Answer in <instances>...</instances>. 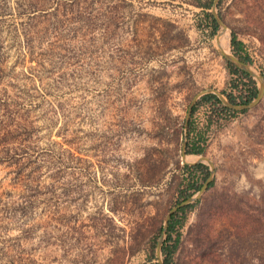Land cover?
I'll list each match as a JSON object with an SVG mask.
<instances>
[{
  "label": "rangeland",
  "instance_id": "374dc122",
  "mask_svg": "<svg viewBox=\"0 0 264 264\" xmlns=\"http://www.w3.org/2000/svg\"><path fill=\"white\" fill-rule=\"evenodd\" d=\"M214 1L0 0V264H159L188 180L169 264H264V95L217 96L223 50L264 81V0Z\"/></svg>",
  "mask_w": 264,
  "mask_h": 264
},
{
  "label": "trees",
  "instance_id": "16d2710c",
  "mask_svg": "<svg viewBox=\"0 0 264 264\" xmlns=\"http://www.w3.org/2000/svg\"><path fill=\"white\" fill-rule=\"evenodd\" d=\"M205 19L208 21L207 23L209 24L208 26L211 29V34L214 35L217 32V30H218V24L213 19L211 14L205 13ZM231 44H232L233 47L235 46L237 51H239L241 49V47H242L241 43H236L235 42L234 37L231 39ZM239 59L241 61H243L244 63L247 62V59H245V58H239ZM225 62L227 64V67L229 68V70L233 74H240V75H242V77H245L248 80V82H249V85H246L247 88L244 89L245 92H246V95H245L244 99H243V96L239 95L240 101L237 102L236 101V97H234L232 95H228L227 98H228L229 102L231 104H233V105H248L257 96L256 83L249 77V75L247 73H245L244 71L238 70L230 62H228V61H225ZM239 93H241V91ZM202 98L205 101L213 100L215 103L221 104L220 100L215 95H212V94L205 95ZM220 106H221V110L223 112L235 113L234 110H231V109L227 108L223 104H221ZM194 109L195 108H193L192 112H194ZM188 127H190V123L188 124ZM187 136H189V132H188ZM203 152H204V148L198 146L197 143H195V142H191V143H187L186 144V153L187 154H202ZM188 170H189L188 174L189 175H193V173L195 174L198 171H203V170L206 171L207 167H205L204 165H201V164H197V165H194L192 167L184 166V171L187 172ZM211 185H212V183H209L207 188H209ZM178 188H179L178 189L179 199H181L182 201H185L186 199H188L191 196V193H188V192H189V190H191V188H193V186L190 185L189 180H188V183L187 182L185 184L183 182L180 183ZM188 207H190V206L187 205V206H184V207H179L171 215V217H170V219L168 221V227H167V230H166V238L164 239L162 247H161V253L165 256V259L163 260L164 264H169V258H170L171 253L173 252L171 250V248L167 246V243L171 240V234L174 231L176 224H181L182 223V221L181 222L177 221L176 218H177L178 214L184 215L185 214L184 212L188 209Z\"/></svg>",
  "mask_w": 264,
  "mask_h": 264
},
{
  "label": "water",
  "instance_id": "95a60500",
  "mask_svg": "<svg viewBox=\"0 0 264 264\" xmlns=\"http://www.w3.org/2000/svg\"><path fill=\"white\" fill-rule=\"evenodd\" d=\"M218 0H215L214 1V6L216 4ZM214 9V7H213ZM213 12V10H212ZM213 17H214V20L216 21V23L222 28V30L225 28L224 25L222 24L221 20L219 19L218 15L213 12ZM221 30V31H222ZM220 35V33L218 34ZM221 54L223 55V57L225 58L226 61L230 62L231 64H233L234 66H236L238 69H240L241 71H244L245 73H247L249 76L255 78L259 84L258 86V93H257V96L256 98L251 102L249 103L248 105H243V106H238V105H233L229 102L228 99H225L223 96H221L220 94H217V96L219 97V99L222 101L223 105L226 106L227 108L231 109V110H234V111H242V110H246V109H249V108H252L254 106H256L260 100L262 99L263 95H264V81L263 79L257 75L255 72H252L250 70V68L244 64L242 61H240L239 59H237L235 56L231 55V54H225L224 52L221 51ZM208 91L204 92V93H207ZM189 114H190V110H189ZM188 114V116H189ZM184 161V160H183ZM211 180V178H209L206 183L204 184V186L201 188V190L199 191V194H198V197L206 190V188L208 187V183L209 181ZM196 198H190V199H187L185 201H183L182 203H180V205H178L176 208H174V210L170 211L167 216H166V222H165V226H164V229H163V232L166 231L167 229V226H168V221L172 215V212L175 211L177 208L179 207H184L188 204H190L191 202H193ZM163 240L160 239L158 241V244H157V254L160 255L161 254V247H162V242ZM159 264H164L163 262H159Z\"/></svg>",
  "mask_w": 264,
  "mask_h": 264
},
{
  "label": "bare ground",
  "instance_id": "6f19581e",
  "mask_svg": "<svg viewBox=\"0 0 264 264\" xmlns=\"http://www.w3.org/2000/svg\"><path fill=\"white\" fill-rule=\"evenodd\" d=\"M223 30H224V29H223ZM223 30L221 31L220 36H219L218 39H217V41H218L217 46L220 48V50H222L221 47H220V40H221L222 37L225 35V34L223 35ZM223 52H224L225 54L227 53V51H224V50H223ZM188 158H189V157H185V158H184V162H188V163H192V162H204V161L207 160V159H205L204 157H193V158H195V159L189 161Z\"/></svg>",
  "mask_w": 264,
  "mask_h": 264
}]
</instances>
